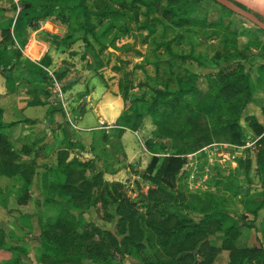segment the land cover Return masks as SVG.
<instances>
[{"label": "trees", "instance_id": "16d2710c", "mask_svg": "<svg viewBox=\"0 0 264 264\" xmlns=\"http://www.w3.org/2000/svg\"><path fill=\"white\" fill-rule=\"evenodd\" d=\"M19 1L22 2V7L16 16L9 18L6 24L0 25L2 36L0 47L7 43L14 45L15 42L23 46L27 39L26 28H34L36 26L34 21L38 17L42 19L51 15L64 24L69 21L71 15H74L76 21L74 32L81 33L75 37L73 33L66 31L59 40L53 38L58 44L70 46L78 39L89 42L88 35H91L95 42L101 44L102 50L104 44L100 38L116 28L109 40L110 46H113L115 39L120 35H127L130 30L127 24H119L121 17L135 21L137 30H148L147 35L141 40L146 43L160 20L167 19L174 27L191 24L192 10L186 11L187 3L198 2V0ZM180 1L187 2L182 4L186 8L184 11L187 12L184 16L174 9L176 3ZM15 7L13 3L11 9ZM139 15H143L144 19L139 21ZM106 20L108 23L98 33V25ZM167 29L168 25L165 26V30ZM173 41L175 40L163 39L158 42L157 47H163L170 59H156L153 62L155 75L151 78L152 84L138 85L150 89L147 93L148 98L134 94L139 114L149 115L155 126V138L160 139L159 143L164 139L169 141L171 152H166L168 155H152L142 172V176L152 184L145 195L151 204L149 206H163L166 212L159 215L153 211H138L127 197L119 194L112 215L117 217L114 232L86 221L84 213L89 208L93 191L101 187L105 190L108 188L103 179V171L95 170L90 161L83 162L74 158L66 162V153L59 151L55 166L48 171L45 170L40 178L42 206L60 204L62 208L55 217L44 220L40 215L37 217L40 243L35 259L38 263L120 264L115 260L116 255H120L134 257L139 262L136 264H213L218 254L226 251L228 264H264L263 248L239 247L237 242L240 229L237 222L233 220L234 222L225 226L223 218L219 217L220 213L227 214L226 203L235 200L241 194L248 197V189H243L238 184L233 173L219 177L212 191L190 193L184 198L183 193L178 194L176 191L179 173L185 162L182 155L195 152L217 141L234 145L244 144L243 140L248 134L242 128L241 120L245 116L247 105L253 100L254 87L249 77L250 72L244 69L242 61L248 56L245 52H250V47L245 45L241 50L224 48L223 51L213 53L211 61L214 64L220 65L219 59H223V63L226 64L210 75L208 90L203 93L205 109L202 110L194 103L200 91L196 87V81H189V70L185 69V75L174 70V58L182 61L187 57L173 52L171 48ZM86 44L92 46L91 43ZM17 54H20L19 50ZM136 54L142 55L140 51H136ZM96 60L97 66H102L103 63L98 56ZM161 63L166 65L162 71ZM200 63L201 61L199 65ZM113 68L122 72L119 90L126 100L129 90L134 88L132 71H127L122 65H115ZM190 74L194 77L199 76L198 72ZM172 82L175 83L174 87ZM260 111L264 118V104L260 106ZM244 118L258 150L255 164L264 167V124L253 115ZM4 126L0 108V129ZM19 158V153L11 148L7 137L0 131V175L17 177L21 181L23 190L18 203H23V198L29 197L28 190L36 167L34 162H19ZM247 160L251 165L253 160L250 158ZM243 162L245 161L238 160L241 166ZM88 171L91 173L87 174ZM243 206L245 212L251 214L254 219L258 212L264 209V178L260 199L247 198ZM77 211L79 213H75ZM189 212L198 213L199 220L192 221ZM246 213L242 215L241 220L246 218ZM227 215L230 216V213ZM262 227L264 229V223ZM212 235L219 236V245L210 241L209 237ZM0 247H3L1 241ZM7 249L13 253L12 263L21 264L20 254L23 253V249L17 246Z\"/></svg>", "mask_w": 264, "mask_h": 264}, {"label": "crops", "instance_id": "0c3cea01", "mask_svg": "<svg viewBox=\"0 0 264 264\" xmlns=\"http://www.w3.org/2000/svg\"><path fill=\"white\" fill-rule=\"evenodd\" d=\"M236 1L264 17V0ZM261 20L264 22V19ZM164 21L167 25L166 20ZM217 21L216 18L201 22L203 28L200 31L208 30L212 34L210 39L206 40L205 36H198V33L196 37L209 45L223 42L225 31L222 27L215 26ZM159 25L161 24H157ZM66 28V24L51 15L39 19L35 28L27 27V39L23 46H19L17 42L10 44L14 51H11L9 44L0 47V108L5 125L0 131L7 137L11 148L19 153V162H34L36 167L28 190L29 197L26 203L23 201L24 204H18L23 190L21 181L17 177L0 175L2 227L12 233L15 239V227H22L31 235L27 239L18 237L20 244H25L18 246L23 248V253L20 254L21 264H40L35 259V249L40 243L36 222L37 217L46 212L42 204L39 206L43 199L40 178L45 170L55 166L59 151L66 153V162L74 158L92 162L95 170L103 171V179L109 180L111 177L124 176L126 170L135 166L140 159L134 137H138L139 132L143 131L153 130L156 133L150 116L140 115L138 104L134 102V94L139 95L141 92L132 88L127 99H123L119 90L121 71L114 69V66H106L105 63L97 66L90 56L81 61L84 52L78 53L71 46L73 44L65 46L52 43L40 36V32H45L59 40L65 35ZM156 30L151 36L154 37L159 32ZM252 33V40L237 35L232 45L227 47L241 50L249 45L250 53L264 50V32L254 30ZM141 43L144 44L142 41ZM82 49L84 51L85 47ZM17 50L22 54V59L18 61L12 57L11 60L10 54L13 56ZM63 69L67 74L58 79L54 72ZM47 75L52 78L51 83L54 80L57 82L61 95L54 84H48ZM80 75L81 79L78 78ZM249 115L255 116L264 124L255 111L246 114ZM155 133L152 136L155 137ZM134 168L140 170L143 166ZM261 214L264 215V210ZM34 235L35 242L32 240ZM12 256L11 251L0 247V264L12 263ZM128 258L130 256L126 257ZM227 260V252L222 251L213 264H228Z\"/></svg>", "mask_w": 264, "mask_h": 264}, {"label": "rangeland", "instance_id": "374dc122", "mask_svg": "<svg viewBox=\"0 0 264 264\" xmlns=\"http://www.w3.org/2000/svg\"><path fill=\"white\" fill-rule=\"evenodd\" d=\"M184 1V0H183ZM180 1L176 3L174 9L179 14H182L181 16H184L187 14L189 10H192L191 17L194 18L192 24L190 26L185 25L183 27H174L170 24V22L166 19L167 25L172 29H164V26L166 23H164V19L160 20L158 23L163 25H156V35L151 36L148 38V41L144 44L141 43V40L144 37V34L147 33L148 30L144 31H137V24L133 20H126L125 17H121L119 19V24H127V27H129V32L127 35L119 36L117 39H115L113 46H110L109 40L113 35V32L116 30V28H113L111 32H109L105 37H101L100 41L104 44L102 50L101 44L95 42L91 35H88L89 42H84L82 39L76 40L72 47H75L77 49L78 53H83L82 57L80 58L81 61L84 59H87L88 56H90L95 65L97 64L96 56L100 58L102 63L107 64L106 66H115L118 64L122 65L124 69L127 71H132L131 78L133 80L134 89L135 91H140L141 93L139 95L147 97V93L150 91L148 87H140L138 86L139 83H151V78L155 75V68L153 65V62L156 59H163L168 60L170 57L168 56V53L163 47H157V44L159 41L169 40L173 39V43L171 44V48L174 53H178L180 55H186L187 58L181 61L179 58H174V70L181 71L185 75L186 71L185 69L189 70V81H196V87L200 91V94L195 99V106L197 108H200L204 110L205 102L203 101V93H206L208 90V80L211 74L215 73L220 66L225 65L226 63H223V59L218 60V64H214L211 59L213 57V53L217 51H223L224 48H229L230 45H232V42L236 38L237 35L242 36L243 38H246L247 40L254 38L252 31L257 30L259 32H264L262 30H259L253 23L245 19L244 17L226 9L225 7L221 6L214 0H198L197 3L191 4L189 1L183 2ZM183 2V3H182ZM234 3L239 4L242 6V8H245L246 10L253 12L254 11L240 3L239 1L233 0ZM15 4V9H11L12 4ZM19 0H0V25H4L7 23V20L21 9L22 5L20 4ZM166 3V2H165ZM184 3H187L188 9L184 11L186 8ZM184 11V12H182ZM182 12V13H181ZM257 16H259L261 19H264L260 14L254 13ZM160 15V14H159ZM14 16V17H15ZM177 16V15H176ZM215 16V17H213ZM55 17V16H54ZM139 21L143 20V15H139ZM41 17H38L37 20L34 22L36 23V26L38 25V20ZM177 18V17H175ZM217 18V24L215 26H220L223 28L224 37L225 39L222 41L214 42L209 45L206 44V41L203 43L201 39H198V36H202L207 39H210L212 34L208 30L200 31L201 28H203V25H201V22L206 21L207 19H213L215 20ZM108 23V21H104L102 24L98 25L97 32L103 30L104 26ZM66 24V31L73 33V36L78 37L81 33H75L74 28L76 25L75 16L71 15L68 22H65ZM245 24L247 26H245ZM35 26V27H36ZM34 27V28H35ZM250 27V29L248 28ZM26 28V32H27ZM163 32V33H162ZM195 33V35H194ZM198 33V36L196 37ZM163 34H166V37H163ZM40 36L44 40H48L52 43L53 36H49L45 32H40ZM1 30H0V39H1ZM48 37H51L52 39H49ZM185 37V38H184ZM188 40H187V39ZM153 39V40H152ZM194 39V40H193ZM231 41V42H230ZM230 42V43H229ZM86 43H91V47L87 45ZM8 45V43H7ZM11 51H14L11 47V45H8ZM229 46V47H227ZM249 46V45H247ZM85 47V50L83 51L82 48ZM230 49V48H229ZM228 50V49H227ZM136 51L141 52V57L136 54ZM115 52V53H114ZM11 53V52H10ZM108 53H113V55H110ZM247 53L246 59L242 61L243 67L245 70H247L249 73V77L253 83L254 92H253V100L250 102L247 107L248 109L245 112V116H243V119L241 120V125L244 131L248 134V136L243 140L244 144L237 145L236 148H224L218 149L214 154H210L207 156L205 152H199V154H196V158L193 159H199L198 161V170L201 172L200 175L203 173L207 174L208 178L210 179V182L208 186L213 187L215 185V181L221 177L225 176L228 173H233L234 179L240 184L243 189H248V197L241 194L240 196H237L234 199H232L229 203L225 204V210L227 211V214H232L228 216L225 213H220L219 217H222L225 226H228L232 222L236 221L239 229H240V235L238 237V246L239 247H262L264 250V229H262V224L264 223V215L261 214V211L264 209H261L258 212V216L254 219L251 214L246 213L243 202L245 199H260L261 194V184L262 180L264 178V167L259 165L257 166L255 162L257 161V153L258 150L255 146V140L254 138H251L253 135L250 131V128L248 127V124L246 123V120L244 117H246L247 113L256 112V116L261 118V121L263 122V116L261 115L260 111V105L264 104V50L257 53ZM115 54V55H114ZM176 54V55H178ZM207 54H209L207 56ZM22 54H10V59L12 60L15 58L16 60H20ZM13 57V58H12ZM178 57V56H177ZM199 57V59H197ZM201 61L200 65L199 62ZM233 62H229L231 64ZM165 64L161 63V71L165 68ZM108 67V68H109ZM199 73L198 77H194L190 73ZM58 75H57V74ZM54 74L59 79L62 74H67L66 71L60 70V72H54ZM122 75V73H121ZM103 76V74L101 75ZM81 75L78 76L79 79H81ZM187 79V77H185ZM52 82V78H50ZM48 84L51 82L49 81V76L47 75ZM53 84V83H51ZM172 86H175V83L172 82ZM133 95V92L132 94ZM259 100V101H258ZM257 101V102H255ZM210 102V101H209ZM202 103V105H201ZM211 108H207L208 110ZM152 122V121H151ZM153 124V123H152ZM155 132L153 130L150 132H139L138 137H134V143L136 145V149L138 150V162H136L135 166L130 167L129 170H126V175L122 177H111L109 180H104L107 183V190L104 189V187L100 189H95L93 191V195L90 201L89 208L84 213V217L86 221H91L95 225L108 229L112 232L115 231V222L117 220L116 216L114 215L115 207H116V198L119 194L122 196H125L129 199L131 203L134 204L135 208L138 211L146 212V211H153L159 215L164 214L165 208L163 206H149L151 205L146 200V192L149 187H152V184L145 179L142 176V172L146 169L150 158L154 153L164 154L166 152H171L170 147L168 145V140L165 143L164 140H162L160 143L156 142L157 138L155 139L154 135ZM156 142V143H155ZM218 142V141H217ZM222 142V141H219ZM210 153H212L210 151ZM248 158L251 160V165L248 163ZM241 159L243 162V166L239 165L238 160ZM141 160L143 163H141ZM218 161L220 164H218ZM118 163V161H116ZM213 163H217L220 166H216ZM142 164V165H141ZM143 166L140 170H135L134 167ZM200 167V168H199ZM207 169V170H206ZM107 170V169H106ZM116 171H114L115 173ZM112 173V174H114ZM179 175H182L181 173ZM212 180V182H211ZM178 189H176L177 193H183V198L187 197L190 193H203L204 190L202 188H193L192 190L188 189L184 180L183 176L179 178L178 181ZM209 189V188H208ZM27 202V198H23ZM22 203V204H24ZM20 204V203H18ZM39 206H41V202H39ZM46 208V212L42 214V219H46L48 217H55L59 215L60 210L62 208V205H48L44 206ZM79 213V211L75 212ZM246 213V218L242 219V215ZM189 216L191 217L192 221H198L199 220V214L195 212H189ZM111 215L112 217H110ZM262 215V216H260ZM234 220V221H233ZM3 223V222H1ZM0 223V241L3 244V247L7 249L11 246H25V244H20L19 238L27 239L30 238L31 235L27 234L26 230L22 227L14 229V233L17 235V238L13 236L12 233H9L6 231L2 224ZM38 224V222H36ZM38 231L39 227L37 225ZM37 231V232H38ZM39 235V234H38ZM37 238V237H36ZM40 238L38 237V240ZM211 239L210 241L215 244H220V238L219 236L215 237V235H212L209 237ZM32 240L35 242V235L32 236ZM37 240V241H38ZM23 249V248H22ZM8 250V249H7ZM38 251V246L35 249V252ZM36 255V253H35ZM128 257V256H126ZM126 257H122L120 255H116V261L120 264H136L139 263L134 257L130 256V259H134L135 261L130 260L129 258L126 259ZM137 261V262H136ZM8 264H13L9 262ZM254 264V263H251Z\"/></svg>", "mask_w": 264, "mask_h": 264}, {"label": "built area", "instance_id": "2783aa9c", "mask_svg": "<svg viewBox=\"0 0 264 264\" xmlns=\"http://www.w3.org/2000/svg\"><path fill=\"white\" fill-rule=\"evenodd\" d=\"M53 84L59 91L58 84L55 80H54ZM59 95H61L60 91H59ZM222 147H224V148H227V147L228 148H230V147L236 148L237 145L230 144L227 142H213L211 144H208V145L202 147L201 149H199L195 152L182 155L185 158V162L181 167L180 173L182 175H179V178L183 176V180H184L188 189L192 190L194 187L195 188H198V187L202 188L203 187L202 189L204 191L214 190V186L213 187L208 186L210 179L208 178L207 174L203 173L202 175H200L201 172L198 170V165H197L199 162L198 161L199 159H193V158H196L195 157L196 154H199V152H202V151L205 152L207 154V156H209L210 154L212 155V154H214V152H216L218 149H221ZM210 151L212 153H210ZM153 155H160V154L154 153ZM163 155H168V153L163 154ZM213 164L216 166H220V165H218V164H220L219 161H218V164L217 163H213Z\"/></svg>", "mask_w": 264, "mask_h": 264}, {"label": "water", "instance_id": "95a60500", "mask_svg": "<svg viewBox=\"0 0 264 264\" xmlns=\"http://www.w3.org/2000/svg\"><path fill=\"white\" fill-rule=\"evenodd\" d=\"M214 1L220 4L221 6L225 7L226 9L244 17L245 19H247L257 27H259L260 29L264 30V22L259 17H257L254 13L237 5L232 0H214ZM20 4L22 5V3ZM26 6L28 7L29 5L26 4Z\"/></svg>", "mask_w": 264, "mask_h": 264}]
</instances>
